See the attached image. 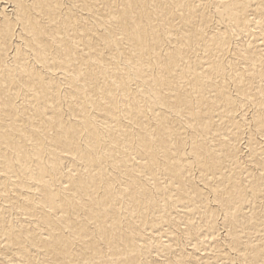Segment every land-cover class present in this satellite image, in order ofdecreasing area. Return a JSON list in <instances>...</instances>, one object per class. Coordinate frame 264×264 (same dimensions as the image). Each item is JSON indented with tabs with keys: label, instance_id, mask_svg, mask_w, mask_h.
Wrapping results in <instances>:
<instances>
[{
	"label": "bare ground",
	"instance_id": "obj_1",
	"mask_svg": "<svg viewBox=\"0 0 264 264\" xmlns=\"http://www.w3.org/2000/svg\"><path fill=\"white\" fill-rule=\"evenodd\" d=\"M262 138L264 0H0V264H264Z\"/></svg>",
	"mask_w": 264,
	"mask_h": 264
},
{
	"label": "rangeland",
	"instance_id": "obj_2",
	"mask_svg": "<svg viewBox=\"0 0 264 264\" xmlns=\"http://www.w3.org/2000/svg\"><path fill=\"white\" fill-rule=\"evenodd\" d=\"M245 130H247V127L244 128V131H245ZM245 137H246V136H245ZM245 137L242 138L241 140H239V143H240L239 145H240V148H241V151H240V152H241V155H242V156L248 154V148H246V145H245V144H246ZM243 139H244L245 142L242 141ZM261 140H262V141H261ZM260 141H261V143H262V145H263V143H264V138L260 139ZM243 144H244V145H243ZM242 146H244V148H243ZM243 149H244V150H243ZM242 153H244V154H242ZM182 237H183V236H182ZM187 240H188V239L186 238V239H185V244H186L185 247H188V244H189V241H187Z\"/></svg>",
	"mask_w": 264,
	"mask_h": 264
}]
</instances>
